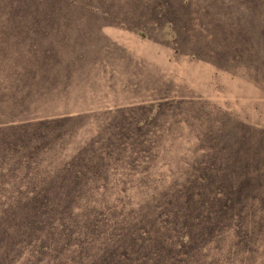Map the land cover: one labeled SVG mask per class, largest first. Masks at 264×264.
<instances>
[{
	"label": "rangeland",
	"instance_id": "rangeland-1",
	"mask_svg": "<svg viewBox=\"0 0 264 264\" xmlns=\"http://www.w3.org/2000/svg\"><path fill=\"white\" fill-rule=\"evenodd\" d=\"M122 203L155 210L131 264H264V0H0V264L61 205L117 213L81 224L122 255Z\"/></svg>",
	"mask_w": 264,
	"mask_h": 264
},
{
	"label": "trees",
	"instance_id": "trees-1",
	"mask_svg": "<svg viewBox=\"0 0 264 264\" xmlns=\"http://www.w3.org/2000/svg\"><path fill=\"white\" fill-rule=\"evenodd\" d=\"M148 205V203H122L108 207V209L113 210L128 209L125 210L128 211V214L135 215L132 224L128 226L130 230L128 235L130 237V250H128L129 253L125 250L124 254L119 255L116 253L114 246L108 249L98 248V251L95 252V254L99 255L97 260L94 258L90 259V249L84 245L89 239L86 238L85 228L81 223L84 220H89V226L94 225V229H92L93 227H86L88 237H91V233L98 232L99 234L94 236L95 240L98 241L101 237L106 240V237L101 235V233L112 239L113 229L116 228L118 214L111 213L108 215L105 205H61L56 209H49L48 212L51 214H49L48 217L50 219L54 218L61 221V226L58 230H60L63 238L60 240L59 245L52 246L50 249L43 243L33 242L34 244L29 247L31 253L33 254L32 257L38 258V262L41 264H44V260L39 259L40 255L49 256L51 261L53 258L57 259V261H59L58 264H87L86 259L89 261V264L90 261L91 264H131L129 260L132 255L137 256V258H139V256L141 258L142 256L138 247V238L148 231L149 227H151V225H149L151 222L149 214H154L155 210L149 212L148 210L150 207ZM162 214L163 217L169 218L167 211ZM35 216L39 218L37 214H35ZM159 216L162 218L161 215ZM47 220L49 219L47 218ZM110 221L113 223L111 224ZM27 222H29V227L35 230L36 237L39 236L37 238H40L42 234H36L39 227H43L38 225L40 223V219L32 220L28 218ZM40 231L41 230H39V232ZM30 237L34 238V236ZM117 241L118 240L115 242L117 243ZM34 263L35 262L33 260V264Z\"/></svg>",
	"mask_w": 264,
	"mask_h": 264
}]
</instances>
